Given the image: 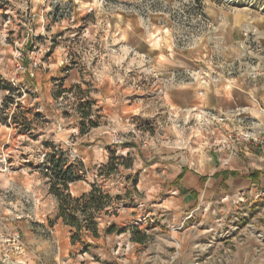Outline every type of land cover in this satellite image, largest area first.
I'll use <instances>...</instances> for the list:
<instances>
[{"label":"rangeland","instance_id":"374dc122","mask_svg":"<svg viewBox=\"0 0 264 264\" xmlns=\"http://www.w3.org/2000/svg\"><path fill=\"white\" fill-rule=\"evenodd\" d=\"M15 8L0 26V264H264V195L226 209L228 246L206 258L204 238L192 244L199 228L172 235L167 222L151 219L158 169L146 162L150 151L184 148L188 138L201 171L219 142L231 156H264V145L248 150L243 141L264 137V43L243 25V39L224 46L212 25L215 14L237 12L263 22L264 0H16ZM176 51L194 53L196 66L165 69L164 53ZM251 83L254 104L243 117L168 113L189 112L190 86L208 98ZM83 104L97 125L82 117ZM186 127L198 132L191 137ZM53 146L65 151L66 168L75 166L74 197L93 184L111 196L96 214L97 237L82 230L73 242L76 228L58 217L46 175ZM10 176L15 181L3 187ZM174 184L165 179L160 189ZM213 206L226 207L220 198ZM251 239L253 247L240 246ZM240 249L246 255L238 258Z\"/></svg>","mask_w":264,"mask_h":264},{"label":"crops","instance_id":"0c3cea01","mask_svg":"<svg viewBox=\"0 0 264 264\" xmlns=\"http://www.w3.org/2000/svg\"><path fill=\"white\" fill-rule=\"evenodd\" d=\"M5 2L16 12V0H5ZM212 19V25L216 28L219 40L224 46H230L236 39H243V25L247 29L254 31V34L264 43V21L257 22L252 16L243 12H237L228 17L215 14ZM0 35L2 38L4 37L3 30H0ZM151 50L152 48L149 47V53ZM1 51L2 53L10 52V50L6 49ZM10 53H13L12 49ZM164 57L166 58L163 63L165 69L185 71L196 66L194 53L187 54L176 51L170 52L169 55L168 53H164ZM199 58L201 59L200 55ZM8 61V68L12 72L16 65V59H8ZM252 84L245 85L239 91L234 90L229 93L226 90L221 96L213 95L208 98L198 97L196 95L198 93L197 89L190 86V89H193V93L189 94L188 98H186L189 102V112L172 110L168 113L172 117L178 114H187L188 118L190 116L204 118L209 114L215 117H224L225 115L227 120L239 118L240 116L243 117L250 110L252 104H254L255 87ZM198 102L201 105L200 108L196 107L199 106L196 105ZM225 124L227 123L225 122L223 125ZM17 130L31 129L17 128ZM162 130L176 129L162 128ZM183 130L184 134H188L191 137L198 132V130H194L191 127H186ZM224 131L226 130H206V133L207 135H219ZM183 139H185L184 141L187 140L186 138ZM187 141H189V144H183L184 148H176L173 146L172 149L166 145L159 150L150 151L148 156H146L147 166L158 169L156 172L153 170L151 176L156 181L155 184L158 187V191L152 196H149L153 199V202H156V208L152 209L153 212L150 214L152 215L151 219L157 222H167L170 228L169 232H172V235L175 232H183V235H189V233L193 232V229L197 230L199 228L198 235L201 239L197 238L192 244L194 246L201 245V240L204 238L205 247L203 254H206V258H212L216 254V257L220 258L223 255L222 252L218 255V251H221L223 248L226 250L225 247L226 245L228 246V237L224 233L226 227H228L225 217L228 216L226 211L231 207H236L235 203L244 201L245 197L250 199V197L257 196L259 194L258 192H262V195H264V156L259 155L258 152L231 156L226 148H221L219 142L216 148H214L219 153H215L206 158V169L204 170L203 168L201 171L193 168V164L197 160L196 149L190 143L191 138H188ZM151 156H155V159L150 162L149 158ZM192 169L197 171V175H194ZM241 172H248L250 174L258 172L257 180L251 176L246 177ZM216 173L217 176H214ZM9 178L10 180L3 182V187H8L11 184V179L15 181L14 179L16 177L10 176ZM165 179H169L170 182L175 183L171 190L164 191L160 189V183L164 182ZM216 198H220L221 203L226 206L219 210V212L213 206V200ZM245 204L248 206L251 205V202L243 203L242 207ZM195 223L198 225L195 226ZM176 227H179L177 229L179 231L175 229ZM239 244L242 247L245 245L244 247L249 248L254 246L252 239ZM248 251L250 252V249ZM180 254L183 256L186 255V252H179ZM245 255L244 251L240 249L236 257L241 258ZM216 257L213 259H216Z\"/></svg>","mask_w":264,"mask_h":264},{"label":"trees","instance_id":"16d2710c","mask_svg":"<svg viewBox=\"0 0 264 264\" xmlns=\"http://www.w3.org/2000/svg\"><path fill=\"white\" fill-rule=\"evenodd\" d=\"M79 87V86H77ZM82 117L89 119L91 116L90 104H83ZM90 126L97 125V122L88 121ZM86 129V125L82 127V132ZM59 155V156H58ZM66 153L62 149H56L53 146L51 153L47 154L46 159L51 164L49 172L46 173L51 179V192L57 197L59 201V213L58 217H61L64 222L74 228L76 233L73 235V242L78 239L79 233L82 230H90L94 236L98 235L97 223L95 222L96 214L100 210H103L107 204L110 203V194L103 191V189L97 184H93L92 189L88 193H84L80 197H74L70 190V184L76 181L79 177L75 172L74 164H71L68 168L65 167L67 162ZM155 156H151L149 161H153ZM111 164H107L109 167ZM236 174L235 172H232ZM257 173L250 174L248 172H241L242 175L248 177L251 176L257 180ZM217 176V173L214 175ZM206 179V178H205ZM114 227L110 228V231ZM146 237H140L136 240L138 242H144Z\"/></svg>","mask_w":264,"mask_h":264},{"label":"built area","instance_id":"2783aa9c","mask_svg":"<svg viewBox=\"0 0 264 264\" xmlns=\"http://www.w3.org/2000/svg\"><path fill=\"white\" fill-rule=\"evenodd\" d=\"M15 16H16V12H14V9L11 8L5 2V0H0V26L2 24L3 28H7L8 24L10 23L12 18L15 17ZM13 56L16 59V49H15V52H14ZM35 65H37V63ZM20 68H22V67H20ZM11 81L15 82V78H12ZM1 107H3V105ZM243 141H245L247 143V145L245 146V149H248V150H250L251 148H259L260 145H264V137H262V138L261 137L260 138L248 137V138H245ZM235 148H236V146L233 147L234 152H235ZM234 152H232V154ZM6 169H8L7 166H6ZM258 193L259 194L257 196H261L262 195V192H258ZM175 229L177 230L178 228H175Z\"/></svg>","mask_w":264,"mask_h":264}]
</instances>
